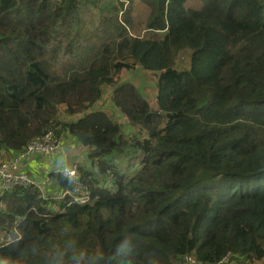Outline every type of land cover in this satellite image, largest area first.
<instances>
[{
  "label": "trees",
  "instance_id": "16d2710c",
  "mask_svg": "<svg viewBox=\"0 0 264 264\" xmlns=\"http://www.w3.org/2000/svg\"><path fill=\"white\" fill-rule=\"evenodd\" d=\"M100 1L0 0V161L74 138L92 192L0 191V264L263 261L264 0L102 1L90 32ZM137 65L150 98L118 78Z\"/></svg>",
  "mask_w": 264,
  "mask_h": 264
},
{
  "label": "built area",
  "instance_id": "2783aa9c",
  "mask_svg": "<svg viewBox=\"0 0 264 264\" xmlns=\"http://www.w3.org/2000/svg\"><path fill=\"white\" fill-rule=\"evenodd\" d=\"M64 138L56 137L51 131L32 138L26 147L14 154L12 158L0 161V191L14 187H35L45 197L59 199L67 204L87 203L92 195L91 189L81 180L79 159L71 162H62L55 172L70 182L69 187L48 190L43 182L29 174L24 166L25 160L30 156H44L60 152L65 156L63 147ZM57 185V184H56ZM188 264H201L195 258H188ZM230 254L223 256L213 264H230Z\"/></svg>",
  "mask_w": 264,
  "mask_h": 264
},
{
  "label": "rangeland",
  "instance_id": "374dc122",
  "mask_svg": "<svg viewBox=\"0 0 264 264\" xmlns=\"http://www.w3.org/2000/svg\"><path fill=\"white\" fill-rule=\"evenodd\" d=\"M104 2H114V0H102ZM97 3V7H87L82 6L81 12L83 14H80L81 22L83 23L81 26L82 28H88L90 32L94 31L95 24L98 22V20L101 18V14H98L99 10L105 9V7H102L101 2ZM127 4V3H126ZM135 13H141L145 14V11L140 10L137 8ZM69 38H62V42L66 43ZM76 40V33L75 31H71V43H74ZM66 58V57H63ZM118 78L123 80H128V82L134 83L139 90L142 92V94H145L148 98H150L155 91V77L151 75L150 73L143 71L141 68H139V65L133 67L131 70H122ZM109 98H110V89L105 88V90L102 93V97L100 101L97 103L98 105L109 107ZM152 102V101H150ZM99 107V106H98ZM116 113V116L122 117L121 113ZM119 119V118H118ZM125 132H128V129L124 128ZM65 139V138H64ZM6 155L5 153H2V156ZM3 161V160H2ZM53 210H56L55 206H53ZM237 264H240L238 262ZM250 264H264V259L261 262H255Z\"/></svg>",
  "mask_w": 264,
  "mask_h": 264
},
{
  "label": "crops",
  "instance_id": "0c3cea01",
  "mask_svg": "<svg viewBox=\"0 0 264 264\" xmlns=\"http://www.w3.org/2000/svg\"><path fill=\"white\" fill-rule=\"evenodd\" d=\"M98 105V104H97ZM101 106V105H98ZM121 121H126L122 116ZM81 142L76 139L68 137L64 139L63 147L66 152L62 156L60 152H54L44 156H30L25 160L24 166L26 171L36 177L40 182H43L48 190L57 189V185L50 181L49 174L55 172L58 165L62 162H71L72 160L79 159V163L86 158V150Z\"/></svg>",
  "mask_w": 264,
  "mask_h": 264
},
{
  "label": "water",
  "instance_id": "95a60500",
  "mask_svg": "<svg viewBox=\"0 0 264 264\" xmlns=\"http://www.w3.org/2000/svg\"><path fill=\"white\" fill-rule=\"evenodd\" d=\"M83 143H85L84 141H82Z\"/></svg>",
  "mask_w": 264,
  "mask_h": 264
}]
</instances>
